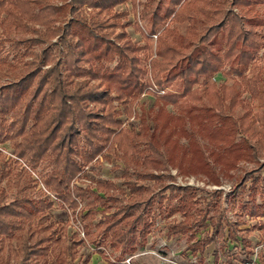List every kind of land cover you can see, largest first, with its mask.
I'll list each match as a JSON object with an SVG mask.
<instances>
[{
	"label": "trees",
	"instance_id": "obj_1",
	"mask_svg": "<svg viewBox=\"0 0 264 264\" xmlns=\"http://www.w3.org/2000/svg\"><path fill=\"white\" fill-rule=\"evenodd\" d=\"M125 1L0 0V45L17 31L34 35L21 43L49 44L25 63L18 79L0 86V143L15 138L16 155L0 153V253L9 239L18 259L0 257V264H72L69 251L80 242L68 247L67 225L58 228L52 220L54 202L43 194L33 199L22 193L29 172L23 164L35 169L44 161L51 167L44 184L59 201L72 210L85 202L83 230L88 239L96 235L98 246L108 241L114 251L133 254L148 241L149 217L164 207L169 215H183L166 235L187 236V249L194 255L222 237L240 251L228 264L253 261L252 241L241 233L250 230L239 227L243 220L224 216L221 189L216 201L206 200L190 186L173 179L165 183V177L175 168L220 184V174L232 177L239 161L253 163L238 175L229 201L238 200L242 216L264 218V65L256 62L264 47V15L254 7L258 0L143 1L140 18L146 37L159 33L157 55L151 59L155 79L171 91L158 95L149 109L154 126L146 123L140 133L122 129L116 140L121 121L114 101L126 99L131 105L147 87L146 47L131 40L121 24L126 13L111 14ZM177 24H187L185 32ZM225 67L229 77L240 80L212 81ZM242 92L261 101V110L253 112ZM240 107L244 110L237 115ZM12 112L15 118L8 122ZM257 121L260 130L254 131ZM113 147L125 174L135 168L142 179L163 185L165 206L151 184L130 183L127 194L112 180L96 186L75 183L87 164ZM257 225L264 228L261 219L250 228ZM257 264H264V249Z\"/></svg>",
	"mask_w": 264,
	"mask_h": 264
},
{
	"label": "rangeland",
	"instance_id": "obj_2",
	"mask_svg": "<svg viewBox=\"0 0 264 264\" xmlns=\"http://www.w3.org/2000/svg\"><path fill=\"white\" fill-rule=\"evenodd\" d=\"M145 0H127L123 3L116 5L111 14L113 13H126V15L120 19L122 25H126L125 30L129 37L134 42L140 45H144L146 48L142 52L144 58V67L146 70L145 81L147 87L144 93L137 99L133 104H128L126 99L115 100L114 106L119 111L117 118L121 121V127L117 130L116 140L121 138L122 129L134 130L137 133L141 132L144 124L148 123L154 126V122L149 118V109L154 107L157 101L158 95H164L171 91L169 87H161L156 79L152 69L151 59L157 55V38L159 33L151 34L150 38L146 37L145 24L140 18V11L142 8V2ZM255 9L262 12L264 15V0H258ZM233 9L235 12H239L236 7H228ZM89 11V9H88ZM71 18V15L67 17ZM67 19L63 21L66 22ZM59 22H57L58 24ZM139 23L141 29L139 30L136 24ZM181 32H185L187 24H177ZM43 29V27H40ZM264 33V26H263ZM147 33V32H146ZM31 33L17 31L12 34V40L5 42L4 45H0V86L8 82L18 79V77L25 71V63L29 61L36 52H40L43 48L48 46V43L30 45L29 42L21 43L22 39H28L33 37ZM53 38L52 41H56ZM256 62L260 65H264V47H262L256 57ZM116 62L112 65L114 66ZM228 67L221 70L212 81L221 83L223 81L231 84L234 79L240 80L238 77L233 78L227 75ZM248 73V71H247ZM144 95H148L145 96ZM116 97V94H113ZM245 104L251 106L253 112L261 110L259 106L261 101L251 100L250 95L246 92H242ZM172 111H177V107L172 105L169 106ZM244 108H237L236 114L239 115L243 112ZM16 113L12 112L8 116V122L14 120ZM260 130L259 122L257 121L254 125V131ZM14 141L15 138L9 139L3 143H0V153L6 154L7 157H16L14 154ZM183 142H187L185 138ZM207 142V140H204ZM113 147L112 150H107L104 154L99 155L95 161L87 164L79 177L75 180L76 184L81 185H93L96 186L97 181H108L112 180L120 189H125L129 194V184L133 182H139L144 184H151L155 188V191L159 195V198L163 200V206L166 205V198H163L165 194L160 193L162 184L142 179L139 176L138 169H131L129 174H125V165L123 162L116 159L114 155ZM263 159L260 158V161ZM0 165L3 162L0 161ZM254 164L244 161H239L236 169H233L232 177L224 176L220 174L221 183L216 184L202 174H190L183 175L178 172L177 169L171 168L167 172L165 177V183L171 182L173 179L175 183L181 186H190L198 194L199 197L206 200L216 201L219 197L217 190L223 191L222 199L225 205L223 212L224 216L229 219H241L244 221L239 227L241 229H249V232L242 230V234L246 235L252 241L253 253L252 258L254 259L253 264H257L258 252L264 249V228H250L256 224L257 219H261L264 222V218L260 217L257 219H249L248 216L240 215V209L238 207V200L230 202V192L233 190V185L238 178L239 174H242L245 170L250 169ZM29 171L23 180V195L29 196L33 199H38L42 194L44 197H49L54 202L53 207L50 209L52 220L57 223V227H63L67 225V236L69 237L68 247L72 241H79L80 244L69 251L70 262L72 264H228V259L235 258V255L239 254V247H235L234 241H227L224 238L217 237L206 248L203 254L194 255L191 250L187 249L189 241L187 236H179L176 238H169L166 235L168 227L175 221H181L183 215L178 212L177 214L169 215L168 211L164 207L156 209L151 216L149 221L152 223L151 232L148 237V241L145 246H139L133 254L122 255L121 251H114L108 241H105L103 245L98 246L95 242V234H92L91 239L86 238L82 220V214L86 212L85 202H81L80 206L76 210L70 209L67 205H64L59 201L56 193L50 191L44 184V174L51 168L47 161H44L38 168L32 169L27 164H23ZM176 178H173V177ZM247 181L246 183H248ZM6 184V182H4ZM114 192H120L118 190ZM246 193H243V199L246 197ZM12 194V193H11ZM14 194V193H13ZM109 205V204H107ZM103 209V206H99ZM98 219L94 220L96 223ZM91 233L96 231L94 224L89 226ZM203 231L198 236L201 237ZM77 238V239H76ZM239 239V235H238ZM10 240H6V250L0 253V257L8 262H16L18 259L10 251L8 244ZM75 255V259L71 260V256ZM217 254V257H216ZM132 257L130 262L126 259ZM163 257H169L170 259H176L172 261H164ZM240 258H244L242 253ZM177 262V263H174Z\"/></svg>",
	"mask_w": 264,
	"mask_h": 264
},
{
	"label": "built area",
	"instance_id": "obj_3",
	"mask_svg": "<svg viewBox=\"0 0 264 264\" xmlns=\"http://www.w3.org/2000/svg\"><path fill=\"white\" fill-rule=\"evenodd\" d=\"M131 258H132V257H128L126 260H127L128 262H130ZM163 260L167 262V261H172V260H176V259H170L169 257H163ZM253 262H254V259H253V261H251V262H250V261H247V262H245L244 264H253ZM174 263H177V262L174 261ZM177 264H178V263H177Z\"/></svg>",
	"mask_w": 264,
	"mask_h": 264
},
{
	"label": "crops",
	"instance_id": "obj_4",
	"mask_svg": "<svg viewBox=\"0 0 264 264\" xmlns=\"http://www.w3.org/2000/svg\"><path fill=\"white\" fill-rule=\"evenodd\" d=\"M145 96H148V95H144V97H145Z\"/></svg>",
	"mask_w": 264,
	"mask_h": 264
}]
</instances>
